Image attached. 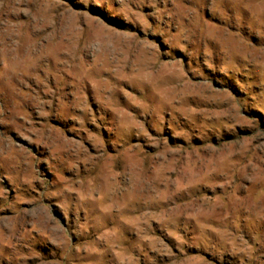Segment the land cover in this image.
Returning a JSON list of instances; mask_svg holds the SVG:
<instances>
[{
  "label": "rangeland",
  "instance_id": "obj_1",
  "mask_svg": "<svg viewBox=\"0 0 264 264\" xmlns=\"http://www.w3.org/2000/svg\"><path fill=\"white\" fill-rule=\"evenodd\" d=\"M0 264H264V0H0Z\"/></svg>",
  "mask_w": 264,
  "mask_h": 264
}]
</instances>
